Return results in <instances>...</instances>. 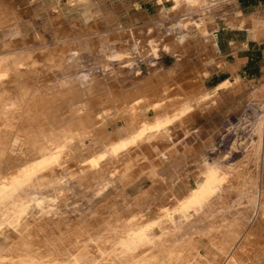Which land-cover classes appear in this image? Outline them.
<instances>
[{
	"label": "bare ground",
	"instance_id": "bare-ground-1",
	"mask_svg": "<svg viewBox=\"0 0 264 264\" xmlns=\"http://www.w3.org/2000/svg\"><path fill=\"white\" fill-rule=\"evenodd\" d=\"M88 1L68 0L70 11L86 8ZM168 1L175 3L173 9L184 5L192 11L207 0ZM12 7L0 0V35L7 33L0 38V237L10 233L0 238V264H264V88L252 99L260 113L257 136L245 143L241 160L222 164L219 157L207 161L198 152L191 156L195 171L188 183L180 174L188 166L187 153L155 161L119 156L145 132L190 118L198 110L191 91L202 87L201 75L161 74L125 94L92 84L50 85L52 80L46 79L61 66L60 52L37 50L42 41L16 26L20 17L13 21ZM232 16L240 18L238 13ZM248 19H254L252 30L261 36L264 22L257 15ZM85 20L77 26L86 28L90 20ZM228 86L227 81L218 85ZM97 107L107 117L114 111L110 130L98 118ZM69 159L75 160L67 164L74 168L63 173ZM114 175L121 186L141 176L151 186L129 201L123 194L120 205L106 203L104 211L106 207H95L94 216L82 220L61 218L54 202L46 200L47 192L62 193L65 182L84 193L99 192L112 184ZM159 182L173 202L141 215L140 207ZM28 202L34 213H28ZM192 213L199 218L183 226L173 223Z\"/></svg>",
	"mask_w": 264,
	"mask_h": 264
},
{
	"label": "rangeland",
	"instance_id": "rangeland-1",
	"mask_svg": "<svg viewBox=\"0 0 264 264\" xmlns=\"http://www.w3.org/2000/svg\"><path fill=\"white\" fill-rule=\"evenodd\" d=\"M4 1H6L7 6L13 5L10 11L14 9L13 12L16 13L10 12L8 16L12 18L15 15L16 17L12 18L13 21L17 20V15L18 19L20 17V20L16 21V26L21 31L38 36V40L42 41V46L39 44L37 50L43 47L42 50L47 49L45 51L59 50L58 52H62L63 57L60 56V53L56 54L61 59H59V66H61L53 69L49 78L46 79L49 74L45 76L46 80H52L49 82L50 85L54 81L57 83L53 85L57 87L69 86L67 83L70 82V85H74V83L92 84L94 86H106L107 89L122 91L123 93H126L130 87L144 83L150 78H157L161 74L171 73L183 77L201 75L200 77L204 81L209 72L208 67L212 64L216 65V61H218V59L216 61L214 59L216 57L214 34L216 25L211 23L212 14L217 10V7L224 8L226 12H229L227 4H208L210 0L192 11L184 5L173 9L175 3L169 1L172 6L163 9L158 15L152 17L143 16L139 7L133 5L142 4L141 0H91L92 2L88 1L91 2L89 5L86 4V8L78 11H70L68 0H58L57 3L54 0H12L13 4L7 3L10 0ZM84 17L90 21L86 28L82 29L77 26V23L85 20ZM3 36L6 38L7 33L0 35V38ZM58 47L63 48L60 51ZM183 47L186 49H182ZM195 71L198 72L196 75ZM218 85L213 87L212 94L219 89H226L219 88ZM263 88L264 85H261L252 91V94L247 95L242 104L216 110V95L210 96L209 91L206 92L203 87L197 85L192 91L189 90L192 95H196L199 101L198 110L190 118L180 123L145 132L133 143L129 152L123 153L119 158L128 156L155 161L158 157L161 158L165 155L178 158L184 157L187 153V161L184 163L188 161L189 163H186L188 166L184 164V171L182 170L180 174L185 175L184 178L188 183L192 182L191 174H193V170L195 171L194 158L191 156L198 152L203 151L207 161L219 157L218 161L220 159L222 164L233 163L234 161L238 163L242 158L241 154L244 151L245 143L257 136L256 125L260 113L252 99ZM99 108L95 109L96 114L103 121L102 123L106 124L107 130H110L112 124L109 121L114 118V111L110 110L107 117ZM118 125H122V122H118ZM88 144L87 140L84 141L85 146ZM74 161V159H69L62 165L65 167L63 173L74 168ZM70 163L73 165L68 166L67 164ZM111 178L112 187L106 185L108 187L104 186L101 191L96 193L88 191L85 192L86 195L75 183H62L61 190L65 188L62 190L63 194L61 191L56 195L47 192L45 194L46 200L54 202L58 207L56 214L61 218L64 216L65 219L82 220L92 218L98 207L104 208L108 204L120 205L124 195L128 201L130 198L132 200L138 192L147 191L151 186V182L146 176H141L134 183L124 186H121L115 175L114 178L113 176ZM159 183L157 185L160 188L155 187L156 190L149 191L150 198L143 202L142 208L140 207L141 215L150 216L153 214L152 211L161 208L163 210L173 202V197H168L165 193L167 191H162V184ZM47 196L50 197L47 198ZM119 197L121 198L119 199ZM34 209L32 202H28V213H34ZM105 209L107 207L103 211ZM198 216V214L192 213L188 218L176 217L173 223L176 225L175 222L178 221L176 226L178 224L183 226L184 221L191 223L199 218ZM249 227L250 225L247 228ZM5 234L0 238L10 235L9 232Z\"/></svg>",
	"mask_w": 264,
	"mask_h": 264
},
{
	"label": "crops",
	"instance_id": "crops-1",
	"mask_svg": "<svg viewBox=\"0 0 264 264\" xmlns=\"http://www.w3.org/2000/svg\"><path fill=\"white\" fill-rule=\"evenodd\" d=\"M141 3L133 5L138 6L140 13L147 17L158 15L163 9L172 6L171 2L165 0H141ZM208 4H227L230 10L226 12L224 8L217 7L212 14L211 23L216 25L214 59L216 61L219 58L223 67L210 65L202 87L210 92V96L216 95V110L226 106L231 108L244 103L247 95L264 85V31L261 36L255 34L252 30L254 19H248L249 16L257 15L264 22V0H210ZM233 13H238L240 18H234ZM243 17L247 19L243 20L244 23L241 22ZM235 23L241 26L237 28L229 25ZM224 81L230 87L212 94L213 87Z\"/></svg>",
	"mask_w": 264,
	"mask_h": 264
}]
</instances>
